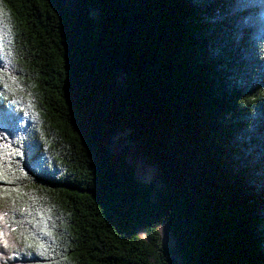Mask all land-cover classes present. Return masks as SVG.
I'll list each match as a JSON object with an SVG mask.
<instances>
[{"label": "trees", "instance_id": "obj_1", "mask_svg": "<svg viewBox=\"0 0 264 264\" xmlns=\"http://www.w3.org/2000/svg\"><path fill=\"white\" fill-rule=\"evenodd\" d=\"M0 133L3 264H264V0H0Z\"/></svg>", "mask_w": 264, "mask_h": 264}, {"label": "snow or ice", "instance_id": "obj_2", "mask_svg": "<svg viewBox=\"0 0 264 264\" xmlns=\"http://www.w3.org/2000/svg\"><path fill=\"white\" fill-rule=\"evenodd\" d=\"M11 147L8 143V136L4 133H0V201H3L5 198L9 200H13V193H16L15 199H20V186L16 185L15 187H8V185H12L13 181L6 178L5 167L11 168L13 160H16L19 163V160L23 158L24 153L22 150L18 148H12L10 152L7 153L8 163L5 165V149ZM19 157V159H17ZM21 171H23L21 169ZM21 214H23V208L20 209ZM0 220H3V216H0ZM15 231V229H13ZM4 233L0 231V238H2ZM4 247H7V243H3ZM10 260H19L18 256H10ZM0 264H3V254L0 253Z\"/></svg>", "mask_w": 264, "mask_h": 264}, {"label": "rangeland", "instance_id": "obj_3", "mask_svg": "<svg viewBox=\"0 0 264 264\" xmlns=\"http://www.w3.org/2000/svg\"><path fill=\"white\" fill-rule=\"evenodd\" d=\"M70 2V1H68ZM90 17L91 19H96L97 14L95 11L90 12ZM122 78V77H120ZM123 137V136H121ZM120 137V138H121ZM119 138L115 137L113 139V142H116ZM128 146L127 144H123L122 146ZM130 160L134 166L135 170V177L137 180L144 182V183H149L153 187H157V181H156V170L152 166H148L144 163V161L137 159L132 156V154H129ZM157 229L159 231V234L161 235L162 243L165 245V247L168 249L170 253H172V256L174 257L175 261L177 264H180L179 259L177 255L175 254V247L173 245V242L171 241L168 230L166 228L165 224H159L157 226Z\"/></svg>", "mask_w": 264, "mask_h": 264}]
</instances>
